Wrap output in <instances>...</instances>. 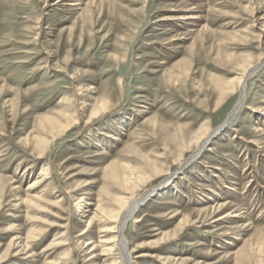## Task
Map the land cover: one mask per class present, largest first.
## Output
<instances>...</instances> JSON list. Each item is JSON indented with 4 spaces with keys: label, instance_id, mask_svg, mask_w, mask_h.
Wrapping results in <instances>:
<instances>
[{
    "label": "rangeland",
    "instance_id": "374dc122",
    "mask_svg": "<svg viewBox=\"0 0 264 264\" xmlns=\"http://www.w3.org/2000/svg\"><path fill=\"white\" fill-rule=\"evenodd\" d=\"M55 1L0 0V264H122L91 259L115 236L101 216L224 122L241 65L264 60V0ZM192 8L193 28L168 20ZM254 76L230 126L128 220L134 264H264V65Z\"/></svg>",
    "mask_w": 264,
    "mask_h": 264
},
{
    "label": "bare ground",
    "instance_id": "6f19581e",
    "mask_svg": "<svg viewBox=\"0 0 264 264\" xmlns=\"http://www.w3.org/2000/svg\"><path fill=\"white\" fill-rule=\"evenodd\" d=\"M192 1H195V0H192ZM83 3H84V0H56L52 4V6H70V7L76 6L75 8H78L79 6H82ZM184 12L186 14L179 15V16H173V17H170L168 20L173 22L172 25L174 26H178V27L186 26V27L193 28V26H195L196 23H198L197 21L200 19V17L195 13L193 8L188 9ZM164 20H167V19H164ZM258 33H259L260 40L264 39V27H262L261 25H260V28H258ZM263 65H264V60L262 58L259 61H256L255 63L247 62L243 66L241 65L240 67L241 72H242L241 75L239 76V78L233 80V84L236 85V89H237L236 93L239 97L238 101L233 106L232 110L229 112L224 122L218 128L208 131L207 133H201L199 136H197L194 139L192 145L188 146L187 148V152L190 153L188 157H184L183 154L179 152L180 154L178 155L176 159L177 168L174 172H167L165 174L166 176L165 180H163L158 185H155L154 187L144 191L143 194L140 195L137 199L130 198V197L123 198L119 209L114 213V215H111L108 217L101 216L104 219L103 222L106 225V227H102V229L100 230V233H104L106 235L113 234L115 236L111 238H107V239L105 238L104 240L100 241V244L102 247L101 253L96 256H92L91 259L102 257V256L106 257V254H109L110 252H113V251H116V254L119 256V258H121L122 264H134L135 262H133V259L141 257L139 255L134 258L132 257L133 250L129 249V244L124 236V230L127 226L128 220L131 217H133L136 210L143 203H145L148 199H150L156 193V190L166 187L167 185H169L170 182H173L179 175H181V173L200 156V154L203 152V150L209 144V142L212 140L213 137H215L216 135L224 131L228 126H230V124L234 121V119L237 117V115L239 114L242 108L243 100L246 97L245 89L247 86V82L253 78L257 70ZM233 89L231 88L230 90H228L229 92H226V93L233 95L234 94ZM101 110H103V106L101 107ZM216 209L219 210L220 207ZM84 213H87L88 215L91 212L90 210H85ZM87 215L84 214L83 218H88ZM235 217H238V216H235ZM96 218H97V215L95 213H91L89 223H92L94 220L96 221ZM227 218H230V215H225L219 218L217 221H223ZM140 222L141 220L139 219L134 221V223L136 224ZM82 235L83 233H80V235H77V237H80ZM89 246H90L89 243H87L86 247H84V250L81 252H84L85 255L94 253L95 247H92L89 251H86L88 250Z\"/></svg>",
    "mask_w": 264,
    "mask_h": 264
}]
</instances>
